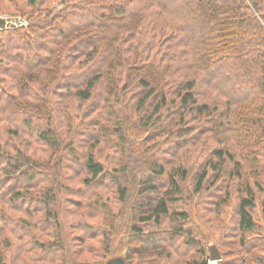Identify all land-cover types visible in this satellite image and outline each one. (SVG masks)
I'll use <instances>...</instances> for the list:
<instances>
[{"label": "trees", "instance_id": "1", "mask_svg": "<svg viewBox=\"0 0 264 264\" xmlns=\"http://www.w3.org/2000/svg\"><path fill=\"white\" fill-rule=\"evenodd\" d=\"M26 2L33 7L38 0ZM26 19L25 25L0 29V124L15 139L22 126L35 129L48 156L29 148L8 150L0 142V264H26L23 252L14 253L13 232L43 221L15 219V212L42 211L46 223L57 219L54 190L71 182L63 172L68 161L80 162L86 186L109 175L120 201L127 193V164L140 172L138 192L154 196L130 224L138 236L140 225L159 227L165 219L172 238L186 233L194 239L184 226L187 209L177 206L192 173V193L221 190L212 211L221 214L235 198V230L246 254L240 264H264V234L255 219L258 202L264 217V176L258 178L264 175V0H59ZM94 97L97 104L80 117L81 126H92L87 136L92 140L76 148L71 137L80 123L71 122V105L82 107ZM125 131L156 140L141 148ZM174 139H183L186 149L178 161L160 162L162 148L170 145L172 158L184 147ZM102 143L120 153L111 174L96 158ZM193 155L196 166L188 162ZM43 165L58 172L46 187L38 185L36 174ZM26 202L29 207L21 205ZM32 237L26 254L38 248L64 251L59 239L45 243ZM131 246L123 254L127 264L137 255ZM105 252L99 264L118 254ZM30 260L43 264L40 256ZM183 264H209V256L202 251Z\"/></svg>", "mask_w": 264, "mask_h": 264}, {"label": "rangeland", "instance_id": "2", "mask_svg": "<svg viewBox=\"0 0 264 264\" xmlns=\"http://www.w3.org/2000/svg\"><path fill=\"white\" fill-rule=\"evenodd\" d=\"M58 4L59 0H38L36 6L30 7L26 0H13L11 2L0 0V17H18L21 24L25 25L27 22L26 15L28 13H38L42 8L47 6L56 7ZM21 12L27 14L23 15ZM98 99L94 97L93 100L83 104L82 107H78L74 102V104L71 105L72 109L70 111L72 118L71 122L80 123V117L83 115V111L90 105L95 106ZM101 101L102 100H100V103ZM119 116L121 117V115ZM136 116L137 115H135V118ZM90 118L91 117H87L86 120ZM55 119L56 121L58 120L57 116ZM34 120H36V124L39 126L44 125L43 119ZM135 121L137 123H142L140 119H135ZM101 122L105 124L106 121L101 120ZM130 123L131 121H127L126 126H129ZM66 125L65 121L62 127H60V131L66 128ZM81 125V123L78 125L77 131H75L71 137L74 141L77 140L75 142L77 143L76 148H80V146L83 148L87 140L86 143L92 140L87 138L88 133L92 132V126L90 124L87 126L86 124L83 126ZM21 128H25L24 132H22V134L20 133L21 135L15 139L11 135L5 134L2 130V124H0V142L3 148L5 147L8 150L19 148L23 151L29 148L31 149L30 152L39 153L42 158L43 156H48V149L46 151L47 153H44L45 148L48 147L36 140L33 136L35 129H28L27 126H22ZM62 133L64 132L62 131ZM125 133L126 139L130 143L139 144L141 148L152 144V140H156V138L150 134L147 135L148 137L141 140L138 136H131L126 131ZM160 139L161 138H159V140ZM174 140L177 142L184 141L183 139ZM180 145L184 147L178 148V152L171 156L172 158H169L173 150V148H169L170 145L159 150L157 156L162 159L160 162L178 161V154H182L187 147L184 144L182 145L181 142ZM193 146L194 145L190 147L193 148ZM99 148H101V152L97 153L96 158L104 163L108 173L111 174L115 159L119 157L120 153L115 150L113 151V149H108L106 143H102ZM196 150H198V148H196ZM191 157L192 158L188 159L189 163L196 160V155ZM196 164L197 163H192V165L195 166ZM127 166L128 167L124 170L125 173H123L127 182V193L125 199L120 201L118 200L114 189L115 187H113V181L109 175H105L98 179L97 182L86 186V184L82 183L81 178L84 172L80 162L68 161V164L63 168V172L64 175L66 174L71 177V182L69 180L66 183L68 187L63 186L64 183L61 184L59 181L55 183L56 186L61 184L57 190H54L56 197L54 213L56 214L57 212V219H54V221L49 220L48 223H46L42 211L28 213V215L24 212L14 211L16 213L13 215L15 219L19 216H24L25 222L36 221L35 217H39L40 221L43 220L41 224L37 226L34 225V223H24L27 225L26 230L28 231L25 229H15V232H13L15 236L14 253L23 252V256H26V264H38L30 260L32 256H40L43 264H99L106 253L105 250H110L109 253L123 255L125 251L129 250L132 247L131 245H133L137 250V255L133 256L131 264H183L187 260L198 258L202 251L209 256V246L214 244L221 258L215 261L209 260V264H240V261L246 257V254L240 252V245L238 242L241 239V235L235 230V198L233 197L223 206V212L221 211V214L212 211V203L215 201L218 194H220L221 190L218 191V189H214L211 192L205 189V191L203 190L200 194L192 193V173L188 176V179L183 182V191L179 197L177 206L185 210L187 209L189 219L188 222H185L184 226L187 230L192 229L193 233L191 234L194 239L187 238L186 233H181L177 237L172 238V235L168 234V229H165L167 227V221L165 219L159 227H154L152 223L140 225L142 230L140 236L132 234L130 232V224L133 222V218H135L134 216L137 214L136 212L139 211V207L145 205V202L154 196V193L148 192L140 195V192H138L141 190L138 188L140 172L133 170L131 163H128ZM246 167L248 169L250 166ZM194 170L195 169L191 172ZM54 173L55 175L58 173L57 168H55V172L52 168H48L47 165L38 168L36 173L39 177L38 185L46 187L49 178L54 177ZM115 174L120 175L119 172ZM263 176L264 175H262V177L259 176L258 178H263ZM155 182L161 184L163 180L155 178ZM37 191H39V189ZM29 193L38 196V193L34 190L30 189ZM205 194L208 195L205 196ZM214 194L217 196L215 197ZM29 203L26 202L21 205L29 207ZM21 211H23V209ZM255 215V219L261 224L264 234V217L260 214L259 202L255 208ZM50 222L53 223L50 224ZM8 227L10 231V229L13 228V224ZM57 230L61 233L60 236L58 235L60 238L55 236ZM188 235L190 236L189 233ZM31 237L32 239H37L38 242L41 241L45 243L56 242L59 239L57 243L63 245L64 251L46 248L51 251V253H49L44 249L38 248L36 253H33L32 250L28 251L26 254L24 251L32 248V245L27 243ZM145 249L147 251H145ZM160 249L163 253L154 254L160 251ZM151 250L155 251L150 252ZM164 250L169 251L168 257L164 255ZM18 253L14 254V256L19 255ZM152 253L153 255H150ZM10 255L11 257L13 256V254Z\"/></svg>", "mask_w": 264, "mask_h": 264}, {"label": "water", "instance_id": "3", "mask_svg": "<svg viewBox=\"0 0 264 264\" xmlns=\"http://www.w3.org/2000/svg\"><path fill=\"white\" fill-rule=\"evenodd\" d=\"M20 19L18 17H7L2 18L0 17V29L8 28V27H15L20 25ZM221 258L216 246L211 244L209 246V260L215 261ZM102 264H127V260L125 255L122 254H113L105 259Z\"/></svg>", "mask_w": 264, "mask_h": 264}]
</instances>
